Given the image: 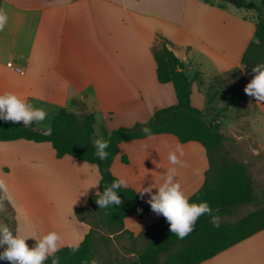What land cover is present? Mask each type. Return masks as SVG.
Wrapping results in <instances>:
<instances>
[{"label":"crops","instance_id":"crops-1","mask_svg":"<svg viewBox=\"0 0 264 264\" xmlns=\"http://www.w3.org/2000/svg\"><path fill=\"white\" fill-rule=\"evenodd\" d=\"M246 1L258 4L264 13V0ZM238 8L222 0H0V9L8 15L0 31V94L12 92L47 112L49 129L41 123L31 125L33 129L48 133L54 113L65 107L75 114H93L94 133L97 125L103 138L104 132L144 123L155 110L176 103L172 83L159 82L156 74L153 48L164 38L193 78L191 104L220 124L216 76L234 70L245 76L241 59L256 40L258 13ZM211 94L214 97L206 104ZM251 99L264 117V102ZM72 100L82 106L72 105ZM20 126L0 120V128ZM177 146L183 166L168 160ZM171 167L177 169V182L190 197L203 184L209 167L204 147L197 141L180 142L168 133L123 141L110 170L139 194L143 187L155 192ZM57 178L68 180L74 204L46 212L45 181ZM99 178L95 164L69 155L58 158L49 142L0 141V179L7 186L0 194L12 212L14 234L38 239L55 231L62 246L81 242L94 225L78 217L76 210L92 208L89 196L99 193V184L89 186ZM35 180L36 193L31 194L29 182ZM18 187L23 198L41 202L38 211L15 207ZM142 198L147 202L149 196ZM50 215L58 217L57 225L45 219ZM162 216L152 209L143 218L130 214L109 236L127 233L135 240ZM26 242L34 246L36 240L30 237ZM128 255L136 256L134 246ZM198 264H264V228Z\"/></svg>","mask_w":264,"mask_h":264},{"label":"trees","instance_id":"trees-1","mask_svg":"<svg viewBox=\"0 0 264 264\" xmlns=\"http://www.w3.org/2000/svg\"><path fill=\"white\" fill-rule=\"evenodd\" d=\"M237 7L254 9L258 13L255 27L256 40L251 41L241 59L248 79L252 78V67L264 63V13L260 6L246 0H235ZM168 41L161 39L153 48L156 61L157 79L161 83H172L176 95L174 105L157 109L150 119L137 123L133 127H118L110 132H104L103 139L110 141L106 160H100L95 155L92 142L94 133V116L91 113L75 114L65 107L59 108L51 120L48 133L33 129L32 126H20L16 129L0 128V141L25 139L33 142H49L55 155L61 158L69 155L73 158L93 163L97 166L99 178V193L89 196L90 205L98 208V222L106 226H124V219L137 213L141 218L148 215L150 205L132 188L119 189L120 206L99 209L96 199L103 190L117 179L110 170L111 163L119 151L123 141L144 138L142 129L149 127L151 135L168 133L177 137L180 142L197 141L205 149L209 167L201 187L189 198V202L206 201L213 213L220 217V226L214 227L211 217L201 216L195 223L193 231L180 239L169 231V223L162 216L155 224L143 229L137 237L148 236L145 246L136 251L134 259L125 264H198L220 251L249 237L264 228V220L257 211H252L234 223H224L221 219L230 215L235 207L254 200L253 187L245 163L226 159L217 163L215 151L226 139L220 131L214 118H208L190 101L193 78L184 71L183 62L168 47ZM214 94L207 96L206 104L213 99ZM72 105L81 107L82 103L72 100ZM227 107H239L237 94L231 92ZM126 162V158L123 157ZM87 210L78 208L76 214ZM218 210V212L216 211ZM94 228L92 227L79 242V250L75 253L69 246H62L56 253L59 264H94ZM0 264H4L1 263ZM45 264H52L51 258Z\"/></svg>","mask_w":264,"mask_h":264},{"label":"rangeland","instance_id":"rangeland-1","mask_svg":"<svg viewBox=\"0 0 264 264\" xmlns=\"http://www.w3.org/2000/svg\"><path fill=\"white\" fill-rule=\"evenodd\" d=\"M238 10L242 12L249 11L243 8H238ZM244 73L246 77L240 71L234 70L226 75L216 76L215 79L216 118L219 115L222 117L219 129L226 137L215 151L216 162L221 163L223 160L233 159L247 164L254 195V200L235 207L230 215L224 216L221 219L224 223H234L252 211L259 212L264 220V117L255 110L251 97L244 92V87L249 82L245 70ZM231 92L237 94L239 101V107L237 108L226 106ZM45 122L46 120L41 123V127L49 129L50 126ZM100 137H102V134L96 125L95 133L92 135V142ZM69 187L68 180L62 178L46 180L44 210L46 212H51L49 209L63 211L73 205L74 203L70 202ZM18 188L20 191L15 189L17 197L14 200L16 202L15 207H27L38 211L41 208V202L38 204L35 199L27 200L25 197L23 198L21 189L20 187ZM36 188V180L29 182V193L32 194V191L36 193ZM10 207L14 209L12 204ZM98 215L99 212L96 206L79 212V216L82 219L89 220L94 225V264H125L134 259L135 256L128 255L130 248L134 246L135 250L139 251L145 246L149 237H138L134 240L127 233L110 237V233L120 228L100 224ZM57 218L55 215L45 216L46 220H53V225H57ZM0 224L7 225L13 231L12 212L1 194ZM0 262L8 264L7 261Z\"/></svg>","mask_w":264,"mask_h":264},{"label":"clouds","instance_id":"clouds-1","mask_svg":"<svg viewBox=\"0 0 264 264\" xmlns=\"http://www.w3.org/2000/svg\"><path fill=\"white\" fill-rule=\"evenodd\" d=\"M7 23L8 15L3 9H0V31L4 30ZM252 73V78L245 85L244 92L255 98L256 102L262 103L264 102V63L254 65ZM47 115L44 109L35 107L26 98H21L12 92L0 94V120L2 121H10L13 124L22 123L23 126L29 127L34 123H42L47 119ZM142 131L151 135L149 127H144ZM93 143L97 158L102 161L106 160L109 155L107 149L110 146V141L100 137ZM179 151V146H177L175 151L169 152L170 164L183 166V162L177 156ZM176 177L177 169L171 167L167 170L163 182L155 192L151 187H143L138 192L141 197H144L145 194L149 196L147 203L151 209L166 218L169 223V231L180 239L189 235L193 231L196 221L204 215L211 217L214 227H219L220 217L213 213L209 204L206 201L190 203V198L184 193ZM98 184L89 187H95ZM123 187H127V181L124 178H118L105 188L96 199L99 209H107L113 205L120 206L122 200L118 191ZM6 188L4 180L0 179V191H5ZM216 211L218 212V210ZM30 237L36 240L34 246H29L26 242ZM61 246V237L55 231H49L37 239L32 236L14 234L7 225L0 224V249H2L0 250V261H7L8 264H45L49 258H51L52 264H59L56 253ZM69 247L75 253L79 250V243L69 245Z\"/></svg>","mask_w":264,"mask_h":264},{"label":"water","instance_id":"water-1","mask_svg":"<svg viewBox=\"0 0 264 264\" xmlns=\"http://www.w3.org/2000/svg\"><path fill=\"white\" fill-rule=\"evenodd\" d=\"M223 1H227V2H230L232 4H235V0H223Z\"/></svg>","mask_w":264,"mask_h":264}]
</instances>
